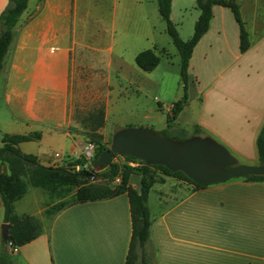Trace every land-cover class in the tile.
I'll list each match as a JSON object with an SVG mask.
<instances>
[{"label": "crops", "instance_id": "0c3cea01", "mask_svg": "<svg viewBox=\"0 0 264 264\" xmlns=\"http://www.w3.org/2000/svg\"><path fill=\"white\" fill-rule=\"evenodd\" d=\"M235 1L250 48L244 54H234L238 25L228 9L214 6L209 29L189 62L194 98L184 108L197 102L193 123L202 135L234 150L237 144L248 142L256 153L247 163L258 165L256 140L264 125V103L251 113L249 105H258L264 98V0ZM8 4V0H0V14ZM76 4L77 0H29L0 75V150L3 136L38 134L39 140L16 148L35 157L43 167H70L80 160L86 144L84 129H74L77 125L71 112L73 89L86 85H81L80 75L76 77L72 68ZM199 15L196 0H172L170 18L185 41L193 36ZM110 16L107 38L98 49L109 58L108 77L98 86L104 90L107 82L106 92L100 93L96 102L85 103L104 108V126L97 132L101 142L108 145L119 128L175 131L177 118L171 123L168 119L172 105L182 98L177 94L180 88L183 96L180 70L175 94L167 86L169 72L162 69L158 73L161 61L150 73L135 63L136 56L146 50L161 57L167 54L166 28L156 2L110 0ZM157 26L161 30L158 37ZM233 56L242 62L237 69L233 68ZM148 87L163 99L176 98L166 107L156 99V113L151 109L142 112V95ZM236 153L240 154L238 148ZM56 154L62 158L57 159ZM6 170L0 166V172ZM170 179L155 185L148 198L153 219L147 248L148 254H153L150 264H264V182L232 179L194 190L192 185L173 179L177 186L189 189L175 199L165 188ZM140 180L131 175L129 185L138 191ZM38 190L30 188L16 203L18 216L38 219L45 212ZM2 225L0 198V251ZM130 238L126 194L76 204L61 211L37 239L18 248L13 253L14 264H126Z\"/></svg>", "mask_w": 264, "mask_h": 264}, {"label": "trees", "instance_id": "16d2710c", "mask_svg": "<svg viewBox=\"0 0 264 264\" xmlns=\"http://www.w3.org/2000/svg\"><path fill=\"white\" fill-rule=\"evenodd\" d=\"M154 1L165 24L166 34L180 57V79L183 97L172 105L171 118L168 119V123H171L188 104L187 93L191 84L188 73L189 62L194 48L209 29L213 18V7L220 6L231 12L239 28L240 54H244L249 50L250 42L245 24L241 18L239 5L235 0H196V8L200 15L194 25L193 36L188 41H183L180 38L175 25L171 21L172 0ZM8 2V6L0 14V75L3 71L4 59L15 38V27L27 9L29 0H8ZM135 63L141 71L150 73L158 67L160 58L154 50H146L136 56ZM83 122L85 125L83 135L92 139L89 143L97 147L94 164L100 155L109 149V144L104 145L101 142V136L97 133L104 126V108L99 107L86 114V119ZM193 132L194 137L199 136L201 133L198 127H194ZM159 134L174 141L187 140L183 137L180 139L170 137L167 131ZM39 138L38 134L3 136L2 138L3 147L0 150V166H6L7 170L6 172H0V198L4 210V224L9 225V238L0 251V264H14L13 248H21L43 233L42 225L38 219L25 215L18 216L15 212L16 203L28 193L29 188L44 190L54 195L61 190H76L71 202L58 203L45 211V215L52 216L50 226L55 217L70 206L110 200L126 194L129 201L131 220V238L126 264H150L153 254L149 255L147 248L153 219L148 207V198L152 188L155 185L164 184L166 178L185 182L192 185L194 190L206 187L194 184L181 172L173 173L163 166H148L143 161L130 156H121L124 158L122 163H112L108 168L101 167L102 171L98 176L103 183L95 184L88 179L90 174L87 172L73 173L66 168L40 166L35 157L24 155L16 148L21 143L37 141ZM256 148L259 165L262 166L264 165V125L257 137ZM127 161L138 162L139 166L135 168L128 167L126 165ZM81 164L82 161L77 160L71 166ZM131 175H137L141 179L138 191L129 185ZM117 177L121 178L120 184L114 188L110 187V183H113ZM242 179L250 182H264L263 176H250Z\"/></svg>", "mask_w": 264, "mask_h": 264}, {"label": "rangeland", "instance_id": "374dc122", "mask_svg": "<svg viewBox=\"0 0 264 264\" xmlns=\"http://www.w3.org/2000/svg\"><path fill=\"white\" fill-rule=\"evenodd\" d=\"M238 2V1H237ZM76 10H75V19H74V47H73V72L76 74L75 76L80 77L81 85L86 82L85 87L82 86L81 89H73V97L71 100V112H72V120L75 125H77L76 130L81 132L83 129H85L84 125V119H86V114L90 113L91 111L98 108V105H91V104H85L87 103H94L97 101V97L100 95V93L106 92V85L107 82H105L104 90H100L101 87H98L101 84V79H107L109 71H108V62L109 58L105 56L104 54H101L98 50L101 47V44L104 43V41L107 38L108 35V22L110 16V0H77L76 4ZM231 14V13H230ZM163 22V21H162ZM160 27V26H159ZM161 32L160 28H156V34L157 37L159 33ZM165 35L166 39V50L167 54L166 56H162V54L157 55L160 58L161 66L159 68L158 73L164 69L165 71L169 72L170 77L168 78L167 86L171 93L176 92V77H179V70H180V57L178 55L177 50L174 48L169 36H167L166 31L163 33ZM180 36V35H179ZM181 38V37H180ZM182 39V38H181ZM184 40V39H182ZM185 41V40H184ZM235 55H240L239 52V42L238 40L235 42L234 47ZM234 55V56H235ZM234 56L231 57V60H233V68L237 69L241 66V61H238L237 59H234ZM175 60V61H174ZM79 74V75H78ZM161 76V75H160ZM159 76V77H160ZM175 79V85L174 84ZM88 84V85H87ZM75 86V82H74ZM94 87V88H93ZM174 87V88H173ZM86 88V89H84ZM98 88L100 91H97ZM180 98L182 96L181 88L179 92ZM188 103L194 98L193 92L190 91V86L188 89ZM174 100L176 98V95H170L169 98L163 99L160 97L159 93H157L153 88L148 87L142 95V99L144 101V105L142 107V112H145V110H152L153 113H156L158 111V106L156 104V99L163 102L164 106L169 105V101ZM264 100V98H263ZM260 101L258 105L250 104V113L253 109L254 111L260 110L261 104L264 103V101ZM179 101V99H178ZM176 100V102H178ZM175 102V103H176ZM174 103L173 101L170 102V104ZM254 106V107H253ZM126 111L122 112V116L126 115ZM129 112V110H128ZM127 112V113H128ZM197 112V102H193L191 106L184 108V110L181 112V114L177 117L175 124L178 125L175 131H170L168 134H170V137H176V138H186L190 139L194 136V118ZM80 124V125H79ZM176 127V126H175ZM123 129V128H122ZM120 130L115 129L114 133L116 131ZM83 133V132H82ZM203 133H200L199 136L196 137H202L206 138L202 135ZM225 147L229 153L237 160L238 165H246V166H258L251 163H247V158L252 157V154L256 151L252 148L250 149V145L248 142L244 143L243 145H236V151L237 148L240 151V154L236 153V151L230 147L229 145H225L220 140H216L212 137H208ZM90 138L84 137L85 143L90 142ZM111 141V139H110ZM110 146V143H109ZM117 163H122V161H119V159L116 160ZM102 171V168L98 166L96 168L95 172H92L90 174V177H94L93 183L100 184L101 179L98 175H100ZM84 172V171H82ZM121 181V180H120ZM120 184V183H119ZM118 184L110 183V187L114 188ZM169 193L174 194V198L177 199L179 196H184L189 192V189L183 187L181 184L179 186L176 185V180L170 179L168 185L165 187ZM181 188V189H180ZM30 189V188H29ZM41 198H42V208H44V211H47L48 209H51L54 205L58 203H69L74 197V193L76 190L68 191V190H61L57 194H50L44 190H38ZM45 212L42 213L41 216L37 217L40 221L42 228L46 231L50 227L51 223V215H45ZM138 264V263H137Z\"/></svg>", "mask_w": 264, "mask_h": 264}, {"label": "water", "instance_id": "95a60500", "mask_svg": "<svg viewBox=\"0 0 264 264\" xmlns=\"http://www.w3.org/2000/svg\"><path fill=\"white\" fill-rule=\"evenodd\" d=\"M115 156H130L148 166L181 172L200 186L250 176L264 177V165H238L229 151L211 138L193 137L179 142L148 128L128 127L116 131L109 149L100 155L94 166L108 168ZM1 237L4 243L8 242L9 225H2Z\"/></svg>", "mask_w": 264, "mask_h": 264}, {"label": "built area", "instance_id": "2783aa9c", "mask_svg": "<svg viewBox=\"0 0 264 264\" xmlns=\"http://www.w3.org/2000/svg\"><path fill=\"white\" fill-rule=\"evenodd\" d=\"M96 149H97L96 145L91 144V143H86L84 148H83V151L81 153V157H80V160L82 161L81 165H75V166H71V167H69V166L68 167H61L59 165H56L54 167L66 168L73 173H81L82 171H84V172L91 174L92 172H95L96 168H97L93 164L95 156H96ZM55 157L57 159L62 158V156L59 154H56ZM117 159H119V161H121L123 159V161H124V158H122L121 156H116L115 158H113L112 163H117V161H116ZM126 165L128 167L135 168V167L139 166V163L134 162V161H127ZM116 180H117V182L120 183L121 178L117 177ZM17 250H18V248H13V253H16Z\"/></svg>", "mask_w": 264, "mask_h": 264}]
</instances>
